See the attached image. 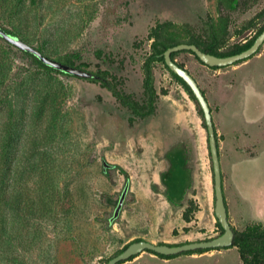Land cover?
I'll list each match as a JSON object with an SVG mask.
<instances>
[{
    "label": "rangeland",
    "instance_id": "374dc122",
    "mask_svg": "<svg viewBox=\"0 0 264 264\" xmlns=\"http://www.w3.org/2000/svg\"><path fill=\"white\" fill-rule=\"evenodd\" d=\"M24 7L13 14L1 4L0 28L107 80L117 95L97 79L44 71L0 39L7 63L0 133L15 136L10 147L19 155L27 147L45 152L35 162L50 169L48 179L33 178L49 190V206L18 224L9 243L17 264H107L137 241L180 246L220 236L202 112L162 53L194 43L221 57L247 49L264 28V0H25ZM173 60L210 107L231 228L264 233V44L225 67L188 51ZM241 252L250 258L260 247L236 240L168 258L142 252L121 264H243Z\"/></svg>",
    "mask_w": 264,
    "mask_h": 264
},
{
    "label": "trees",
    "instance_id": "16d2710c",
    "mask_svg": "<svg viewBox=\"0 0 264 264\" xmlns=\"http://www.w3.org/2000/svg\"><path fill=\"white\" fill-rule=\"evenodd\" d=\"M34 1L35 0H31V2ZM24 3L25 0H0V5L1 4L6 5V9L13 14L22 13L25 8ZM6 32L11 36L16 37V35H14V32H9V31ZM253 42L248 45L247 49L253 44ZM8 45L13 47L10 44ZM194 45L199 47L196 43H194ZM37 50L41 52L40 49ZM202 51L219 57L222 56L214 52V47L212 45L208 46L206 50H202ZM242 51H244V49L240 47L238 48V50L234 52V54H238ZM22 53L31 56L35 60L36 65L44 71H49V72H54L69 76L67 74L59 72L42 64L32 54L26 52H22ZM172 59H173V54H172ZM179 66L183 68L181 65ZM6 67H7V63H4V61L0 57V76ZM174 76L177 79H179L184 84V86L189 90V88L180 78H178L176 75ZM93 79L100 80L105 88H107L113 94L117 95L114 92L111 84L107 80L99 78L98 76H95ZM145 88L147 89V91H149V93H152L150 88L149 77H147L145 81ZM41 105L43 104L41 103ZM0 113H1V107H0ZM12 116H13V110H11L9 114V118L12 119ZM14 143H15V136H13V134L4 135L0 133V263H4V264H17V251L14 249L12 245L9 244L10 242L12 243L13 241L16 240V231L18 229L17 225L22 223V221L25 223H29V221H31L32 216L34 215L37 216V214L44 207L49 206V204L45 206L44 200L46 198L50 199L49 190L48 189L44 190L43 188H41L39 184L33 182V178L35 177V175H37V173L38 175H40V181L43 178L48 179L50 176V169L47 164L42 166H37V163L35 162L36 156L39 159H44L47 156L46 153L38 152L37 150H35L34 147L32 148V150H30V148L27 147L19 155L18 151L14 147H10V144L13 145ZM31 181L33 185L30 183ZM236 240L242 242H249L260 247V253L259 254L253 253L254 255H251L250 258H248L244 252H241L240 257L241 260L243 261V264H264V233H246V232L235 233V237L232 245H235ZM137 256H134L130 260L134 259ZM157 256L166 257V258L171 257V256H161V255H157Z\"/></svg>",
    "mask_w": 264,
    "mask_h": 264
},
{
    "label": "water",
    "instance_id": "95a60500",
    "mask_svg": "<svg viewBox=\"0 0 264 264\" xmlns=\"http://www.w3.org/2000/svg\"><path fill=\"white\" fill-rule=\"evenodd\" d=\"M0 38L4 40L6 43L15 47L16 49L22 52L32 54L42 64L54 70L78 78L91 79L95 77V75L90 72L83 71L81 69H77L69 65H65L63 63H60L56 60H53L43 55L33 46L25 43L24 41H22L17 37L11 36L2 28H0ZM263 44H264V29L257 36L253 44L248 49L238 54H234L227 57H219L213 54L205 53L194 44H178L176 46L167 48L163 52L162 57L164 64L166 65V67L169 69L170 72H172L174 75H176L186 84V86L191 91L193 97L195 98L202 112V116L206 126V132L208 136V145H209L210 159H211L212 172H213L214 215L220 227L222 228L223 232L220 236L207 241L187 243L180 246H169L165 244L156 245L146 241L133 242L129 244L118 255L110 259L107 264H121L122 262H126L130 260L131 258L139 255L142 252H152L154 254L161 256H176L197 250H212L217 248H226L233 244L235 233L228 221V214H227V209L223 194L222 175H221L220 159H219L218 146L216 140V131L213 124L210 107L203 92L199 88L194 78L184 68H181L172 59V54L178 51H188L191 52L197 58V60H199L202 64L208 67H225L250 58L260 49V47ZM106 167H108V165L104 164V168ZM126 193H127V186L123 188V191L119 197L117 206L114 210L111 220L117 218L120 209L122 207L124 198L126 196Z\"/></svg>",
    "mask_w": 264,
    "mask_h": 264
},
{
    "label": "crops",
    "instance_id": "0c3cea01",
    "mask_svg": "<svg viewBox=\"0 0 264 264\" xmlns=\"http://www.w3.org/2000/svg\"><path fill=\"white\" fill-rule=\"evenodd\" d=\"M222 184H223V181H222Z\"/></svg>",
    "mask_w": 264,
    "mask_h": 264
}]
</instances>
